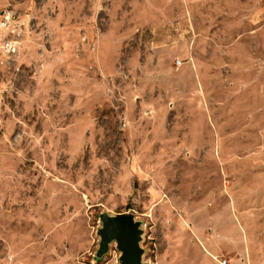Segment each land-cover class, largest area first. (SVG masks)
Here are the masks:
<instances>
[{"label": "rangeland", "instance_id": "1", "mask_svg": "<svg viewBox=\"0 0 264 264\" xmlns=\"http://www.w3.org/2000/svg\"><path fill=\"white\" fill-rule=\"evenodd\" d=\"M125 212L147 264L263 260L264 0H0V264H120Z\"/></svg>", "mask_w": 264, "mask_h": 264}, {"label": "water", "instance_id": "2", "mask_svg": "<svg viewBox=\"0 0 264 264\" xmlns=\"http://www.w3.org/2000/svg\"><path fill=\"white\" fill-rule=\"evenodd\" d=\"M101 226L98 228L97 257L109 250L111 242H115L120 251V264H147L142 261L144 249L140 247L142 238L141 221H137L131 213L108 214L100 213Z\"/></svg>", "mask_w": 264, "mask_h": 264}, {"label": "crops", "instance_id": "3", "mask_svg": "<svg viewBox=\"0 0 264 264\" xmlns=\"http://www.w3.org/2000/svg\"><path fill=\"white\" fill-rule=\"evenodd\" d=\"M212 257L216 258L215 256H212ZM246 259H247L246 264H264V257H262L263 260L259 261L258 259H256L255 253L249 251V249H248V252H246ZM219 261L222 262L221 260ZM225 264H226V260H225ZM232 264H238V261L234 260Z\"/></svg>", "mask_w": 264, "mask_h": 264}, {"label": "built area", "instance_id": "4", "mask_svg": "<svg viewBox=\"0 0 264 264\" xmlns=\"http://www.w3.org/2000/svg\"><path fill=\"white\" fill-rule=\"evenodd\" d=\"M221 264H225V260L221 262Z\"/></svg>", "mask_w": 264, "mask_h": 264}]
</instances>
